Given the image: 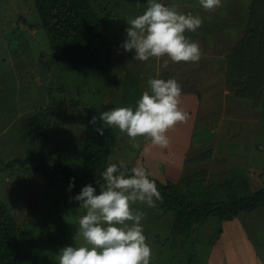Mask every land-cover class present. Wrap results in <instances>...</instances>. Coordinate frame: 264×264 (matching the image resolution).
Masks as SVG:
<instances>
[{
    "label": "rangeland",
    "instance_id": "obj_1",
    "mask_svg": "<svg viewBox=\"0 0 264 264\" xmlns=\"http://www.w3.org/2000/svg\"><path fill=\"white\" fill-rule=\"evenodd\" d=\"M25 1L0 0V101L5 104L2 108L12 110L5 114L0 112V123L4 121L0 124V206L8 207L18 226L21 233L19 248L26 264H58V253L63 247L83 243L77 229L79 218L86 213L79 208L80 202L70 197L79 194L84 186L78 193L65 195L64 187L52 193L50 188L55 185H49L47 175L40 171L29 178L28 171H32L33 166L31 163L24 165L27 162L24 147L27 134L23 117L29 108H34L37 97L43 93L47 94L49 103L53 99L63 101L59 106L66 126L62 122L60 126L48 125L47 133L51 134H48L50 144L47 146L53 150L52 156L57 157L63 152L72 168L80 169L81 156L71 148L74 145L80 148L83 142L89 109L98 113L104 104H113L114 108H135L131 101L135 99L134 93L148 90L147 83L141 78L147 80V75L152 72L150 78H162L160 65L163 61H135L134 51L126 52L121 47L127 38V22L145 10L140 7L142 0H99L97 4H93L97 0H92L93 7H99L98 13L111 29L114 48L111 64L107 69H60L43 38L45 34L40 22L31 13L33 8L28 0ZM160 2L181 13L200 16L202 26L185 35L197 42L201 50L207 49L203 45L208 43L209 48L213 46L215 55L222 56L216 60L208 54L207 58L202 55L198 63L170 61L168 68L172 66L171 72L177 74L172 77L180 81L184 74L196 70L199 80L202 75L205 77L204 84L212 78H217L220 84L208 93L210 85H197L193 79L185 77L187 82L181 92L180 108L189 116L184 123L192 127L195 122L190 142L189 132L180 136L174 131L181 123L169 130L171 143L167 149L153 145L144 137L132 141L114 128L117 143L109 158L123 160L129 168L143 166L150 176L162 182L184 181L181 179L185 176L195 184L218 183L241 172L248 177L251 191L263 187L264 96L256 99L260 84L249 81L253 78L250 64L243 67L234 63L241 75H227L226 54L238 61L241 40L246 42L251 28L258 27L261 32L257 22L264 18V0H222V6L213 11L203 9L199 0ZM125 17L128 20L123 26L120 21ZM261 39L264 43V38ZM258 49L264 64V45L259 44ZM178 73L182 74L179 78ZM5 84L13 86L3 91ZM232 84L246 88L238 91L240 95L252 94L254 98L238 96ZM11 113L15 117L9 121ZM82 114L84 120H80ZM51 116L47 117L51 119ZM4 125L7 128L2 127ZM60 130L68 136H61ZM42 132L35 130L34 138ZM210 150L211 155L208 154ZM203 152L206 156H200ZM17 157H20L19 161ZM22 160L24 164H21ZM22 165L24 167L20 168ZM91 185L97 194L105 187ZM56 200L59 202L52 205ZM133 208L145 213L142 224L147 243L152 248L150 264H264V206L220 223L217 217H210L203 224L192 226L188 236L172 232L175 212H163L158 201L154 208L141 204L133 205ZM56 236L63 241H56Z\"/></svg>",
    "mask_w": 264,
    "mask_h": 264
},
{
    "label": "trees",
    "instance_id": "obj_2",
    "mask_svg": "<svg viewBox=\"0 0 264 264\" xmlns=\"http://www.w3.org/2000/svg\"><path fill=\"white\" fill-rule=\"evenodd\" d=\"M91 2L92 0H28L30 7L33 8L31 13L35 14L36 21L40 22V26L45 34L43 38L47 40L51 56L60 69H107L111 64L112 50H114L111 43V29L107 20L98 13L99 7L96 5L95 8L93 7V4H97L99 0L95 3L93 2V4ZM141 3V9H146L147 5L145 3H147V0H142ZM126 20L128 19L125 17L124 21H120L123 26ZM259 21L257 25L262 28L261 32H259L258 27L251 28L246 42H244V39L243 41L241 40L243 43L239 47L240 50L237 54L238 61L233 60L232 55L226 54V73L228 76H232V74V77L241 75L234 66V63L243 67L250 64L254 79L251 78L249 81H256L260 84V90L256 93L257 100L264 96V64L260 61L258 49L259 44L264 45L261 39L264 38V18L263 21L260 19ZM245 45L246 50L244 49ZM171 69L172 66L161 69L160 72L163 79L173 78L172 76L177 75L172 73ZM145 72L147 74V71ZM153 74L152 72V74L147 75L148 79ZM179 77L181 75H178ZM183 78L179 81L175 77L182 89L185 88V83L187 82L186 78ZM147 80L141 78L142 82H146ZM12 86L11 84H5L2 89L3 91H7ZM232 86L235 91L237 90V93L239 90L246 89L241 84L240 86L232 84ZM251 87H247L248 91ZM61 89L63 90L64 87L61 86ZM142 92L143 90H138L134 93L133 97L135 99L131 100L132 105L136 106V102L141 97ZM238 96L243 98L248 97V99L254 98L252 94L246 96L238 93ZM37 99V104L34 108H29L26 116L23 117L24 129L27 134L25 138L26 144L24 143L27 162L24 164L22 160L21 164H32L33 170L28 171L29 178L31 179L35 172L40 171L41 174L47 175L49 185H55L53 188H50L52 193L53 191L58 192L61 187H64L65 189L62 190H64L65 195L68 192L78 193L87 184L104 186L105 181L101 173L109 163H119V161H112L109 158L117 143L114 128L104 127L103 122L99 120V116L101 112L114 108L113 104H104L98 113L94 112L93 108L89 109L86 127L84 128L85 137L83 138V142H81L80 148L76 147V145L71 148L74 152L77 150V156H81V168L77 169L72 168V163L68 161V157L63 152L59 153L57 157L56 155L52 156L50 152L52 153L53 150L48 149L47 146L50 144L48 134H51V132L47 133L48 125L55 124L60 126V122H62V125L66 126L63 123L64 121H62L63 114L59 106L64 102H57L56 99H53L52 103H49L50 99H48L46 93L39 95ZM43 102H45V106H42ZM4 105V102L0 101V112L5 114L12 111L10 107L2 108ZM49 114L52 115L51 119L47 117ZM19 116L21 115L19 114ZM93 116L97 117L96 124L90 123ZM12 117H15V115L11 113L9 121ZM81 119H85L83 114L80 115ZM58 122L59 125L57 124ZM9 126L10 124H8ZM2 127L7 128V125ZM12 127L14 128L13 124ZM98 127L103 128V135L97 132L96 129ZM35 130H42V135L34 138ZM60 133L63 137L68 136L63 134L62 130H60ZM33 144L34 147L31 148ZM78 150L80 151V155L78 154ZM208 154L211 155V150L208 151ZM201 155L206 156L204 152ZM53 157H56V159L54 160ZM16 159L19 161L20 157ZM24 165L20 166V168H23ZM1 170L3 171L2 168ZM72 178H75L74 187L69 190V183ZM149 178L155 180L163 196V201H158L162 211L168 212L173 210L175 212V219L171 227L175 235L188 236L192 226L201 225L210 217H217L220 223L264 206V186L251 191L248 186V177L241 172H236L231 178L223 179L218 181V183L195 184L190 178H185V176L181 177L182 179L180 178L181 180L184 179V181L180 182H173L172 180L162 182L160 179L152 176ZM57 202L59 200H56L52 205ZM58 215L61 217L60 213ZM60 224L62 225L63 222H60ZM218 227L221 226L218 224ZM20 234L8 207L1 205L0 264H26L19 248ZM55 240L59 243L63 241L60 236H56Z\"/></svg>",
    "mask_w": 264,
    "mask_h": 264
},
{
    "label": "clouds",
    "instance_id": "obj_3",
    "mask_svg": "<svg viewBox=\"0 0 264 264\" xmlns=\"http://www.w3.org/2000/svg\"><path fill=\"white\" fill-rule=\"evenodd\" d=\"M207 11L222 6V0H199ZM126 28L127 38L121 47L134 51V60L150 59L169 62L198 63L202 57L200 45L185 33L196 32L203 24L200 16L179 12L160 0H147L142 14L130 19ZM148 90L142 92L135 108L115 107L100 113L104 127L117 128L120 133L135 141L138 137L150 140L155 146L167 149L171 143L168 132L178 123L188 120V113L180 108L182 87L175 78H149ZM90 123L96 124L93 116ZM97 132L103 135V128ZM105 187L96 193L91 184L85 185L79 194L70 197L80 202L85 210L79 218L77 235L80 246L69 245L58 253V264H150L153 253L144 234L143 211L133 205L156 207L163 201L155 180L143 166L128 168L125 161L109 163L101 173ZM70 180L69 190L74 187Z\"/></svg>",
    "mask_w": 264,
    "mask_h": 264
},
{
    "label": "crops",
    "instance_id": "obj_4",
    "mask_svg": "<svg viewBox=\"0 0 264 264\" xmlns=\"http://www.w3.org/2000/svg\"><path fill=\"white\" fill-rule=\"evenodd\" d=\"M205 42H207V41H205ZM203 46H205V47H207V49L208 50H212L210 53H208V51H207V49H204V48H202V55H205V58H207V54L208 55H210V56H212V57H214L216 60L217 59H221L220 57H222L221 55H219V54H214L213 53V46L211 47V48H209V44L207 43V46L206 45H203ZM213 54V55H212ZM204 60V59H203ZM205 61H207V60H205ZM194 67H195V65H194ZM217 69V68H216ZM178 75H182L181 73H178ZM198 75H199V72H196V70H194L193 72H191V73H188V74H184V76H182V77H187L189 80H194V82L198 85V84H202L203 86H209L208 87V89H207V92L209 93L211 90L213 91L214 90V87H217V86H219V84H220V82H219V80L217 79V78H212L211 80L210 79H207V85L206 84H204V81L206 80L205 79V77H203V75L200 77V80L198 79ZM189 76H191V77H189ZM193 82V83H194ZM194 83V84H195ZM206 83V82H205ZM212 87H213V89H212ZM195 124V122L193 121V124H192V127H191V125H189V124H186V123H181L180 124V127H178V130L176 131V130H174L175 131V133L177 134H179L180 136H181V133H183V132H186V133H188L189 132V135H190V137H189V142L191 141L190 139H192L193 138V136H192V133L194 132V129H192V128H194L195 126H193ZM226 135H227V133H226Z\"/></svg>",
    "mask_w": 264,
    "mask_h": 264
}]
</instances>
